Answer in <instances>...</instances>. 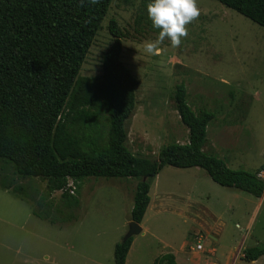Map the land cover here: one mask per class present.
<instances>
[{
  "label": "rangeland",
  "instance_id": "rangeland-1",
  "mask_svg": "<svg viewBox=\"0 0 264 264\" xmlns=\"http://www.w3.org/2000/svg\"><path fill=\"white\" fill-rule=\"evenodd\" d=\"M149 2L112 0L79 71L101 73L113 40L108 24L115 20L124 33L120 59L138 79L135 108L124 122L127 148L155 159L162 146L188 141L172 99L175 85L183 83L193 109L215 114L202 150L231 169L264 166V28L216 0H196L200 15L185 25L181 45L172 47L165 38L150 55L144 44L157 41L159 30L148 18ZM195 172L197 191L188 197L183 192ZM136 183L132 177L85 178L77 220L62 224L36 217L31 202L0 187V264H115L113 248L129 229ZM149 189L151 205L157 193L160 204L145 212L125 264H153L168 252L182 262L197 243L200 256L216 264H264V255L242 258L245 248L264 244V195L218 185L199 167L164 166Z\"/></svg>",
  "mask_w": 264,
  "mask_h": 264
},
{
  "label": "trees",
  "instance_id": "trees-1",
  "mask_svg": "<svg viewBox=\"0 0 264 264\" xmlns=\"http://www.w3.org/2000/svg\"><path fill=\"white\" fill-rule=\"evenodd\" d=\"M111 1L0 0V187L31 202L33 214L51 224L77 220L79 188L88 177L136 178L130 221L140 223L150 183L164 166L199 167L218 185L261 197L257 173L264 166L231 169L202 150L215 114L193 109L183 83L172 99L188 141L162 146L155 159L127 148L124 122L135 108L138 79L120 59L124 33L115 20L101 73L79 75ZM216 1L264 28V0ZM131 242L132 236L115 243V264H125ZM262 255L264 244L242 252L246 261ZM153 264L177 262L168 252Z\"/></svg>",
  "mask_w": 264,
  "mask_h": 264
},
{
  "label": "clouds",
  "instance_id": "clouds-1",
  "mask_svg": "<svg viewBox=\"0 0 264 264\" xmlns=\"http://www.w3.org/2000/svg\"><path fill=\"white\" fill-rule=\"evenodd\" d=\"M90 2L95 3V0ZM147 15L153 28L159 30L157 41L144 44V51L153 55L165 38L170 40L172 47H179L181 38L187 35L185 25L196 19L200 12L196 0H150Z\"/></svg>",
  "mask_w": 264,
  "mask_h": 264
},
{
  "label": "crops",
  "instance_id": "crops-1",
  "mask_svg": "<svg viewBox=\"0 0 264 264\" xmlns=\"http://www.w3.org/2000/svg\"><path fill=\"white\" fill-rule=\"evenodd\" d=\"M191 168V167H190ZM190 168H181V169H190ZM157 176V175H156ZM155 176V177H156ZM189 176H190V178H191V182L190 183H188V187H190V190H186V191H184L183 193L184 194H188V197L190 196H192V195H194L193 193H195L196 191H197V189H195V187H196V182H195V180L197 179H199V175L195 172V174H193V175H190L189 174ZM154 177V178H155ZM153 178V179H154ZM198 186H200V185H198ZM150 190V189H149ZM192 194V195H191ZM264 195V194H263ZM263 195L261 196V197H258L259 199H261L262 197H263ZM160 194L159 193H157V194H155V202L153 203V206L151 205V199L149 200V203H148V206H147V209H146V211L145 212H147L149 209H151V211H157V208H158V205L160 204ZM145 214V213H144ZM144 216V215H143ZM143 219V218H142ZM140 224V226H141V231L143 230V226H142V220H141V222L139 223ZM198 244V243H197ZM196 244V245H197ZM185 248H186V243H183L182 244V246H180V248H179V251L181 252V251H185ZM197 249V248H196ZM200 250H203V247L201 246V249H197V250H195V251H193V250H191L190 249V251H192L191 253V259L189 258V257H187V260H185L184 261V259H183V261L181 262V259H180V261H179V259H178V257H177V253H175V252H173V255H174V257H175V260H176V262H177V264H200L201 262H206L207 264H216V262L214 261V260H212L211 259V257H206V256H204V257H201L200 256V254H199V251ZM210 252H212V253H214L215 252V249L214 248H212L211 250H210ZM263 256V255H262ZM261 257V256H260ZM257 260V259H256Z\"/></svg>",
  "mask_w": 264,
  "mask_h": 264
},
{
  "label": "water",
  "instance_id": "water-1",
  "mask_svg": "<svg viewBox=\"0 0 264 264\" xmlns=\"http://www.w3.org/2000/svg\"><path fill=\"white\" fill-rule=\"evenodd\" d=\"M141 226L139 223L134 222V221H130L129 222V229L126 233V235L124 236L123 240H126L127 238L133 236V235H137L139 233H141Z\"/></svg>",
  "mask_w": 264,
  "mask_h": 264
},
{
  "label": "built area",
  "instance_id": "built-area-1",
  "mask_svg": "<svg viewBox=\"0 0 264 264\" xmlns=\"http://www.w3.org/2000/svg\"><path fill=\"white\" fill-rule=\"evenodd\" d=\"M257 177L260 178V179H262V180H264V167L261 168V169L258 171V173H257ZM67 187H68L70 193H74V188H75V186H74V184H73V182H72L71 179L68 180V185H67ZM196 248H197V249H201V245H200V244H197V245H196Z\"/></svg>",
  "mask_w": 264,
  "mask_h": 264
}]
</instances>
